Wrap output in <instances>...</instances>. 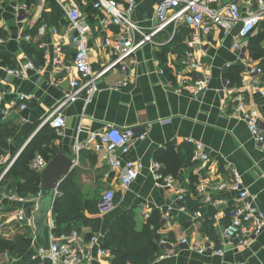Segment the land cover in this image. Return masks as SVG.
Here are the masks:
<instances>
[{"label":"crops","instance_id":"obj_1","mask_svg":"<svg viewBox=\"0 0 264 264\" xmlns=\"http://www.w3.org/2000/svg\"><path fill=\"white\" fill-rule=\"evenodd\" d=\"M136 2L132 19L146 27L155 24L160 0ZM79 5L92 28L87 35V44L90 49L91 66L98 72L113 60L111 50L104 46V37L119 32L120 28L104 24L102 20L104 15L92 5L83 2H79ZM88 13L95 14V18H89ZM53 28L54 26L46 24L42 36L36 31V41L33 43L40 52V57L38 59L32 55L31 57L40 67V71L31 70L26 78L9 76L4 67L11 66L1 64L0 82L4 84L5 89L3 106L9 110L5 119L20 127L14 142H19L31 132L28 138L30 140L35 132L46 125L43 123L47 116L71 91V80L79 77L73 64L76 52L71 44L73 31L68 23H62L61 27H57L59 34H54ZM13 29L16 30V27ZM183 29L184 24L177 27L172 24L156 37V43L146 44L136 53L133 61H128L127 71L121 66H116L106 72L99 80V90L90 102L86 103L85 94H82L75 102H70L61 109L67 124L58 132L59 138L55 143L60 151L73 158L76 142L84 140L89 131L104 130L107 124L134 128L139 133L147 132L144 140L137 141L131 151L122 156L124 160H136L142 164L138 177L128 189L121 190L119 171H112L109 168L105 152L95 154L90 150H84L79 163L70 174L83 192L81 196L83 201L101 200V195L111 187L120 194L119 201L99 215L102 220L101 228L94 234L103 238L104 242L112 222L127 211L133 213L137 231H142L153 213L158 211L161 215V225L158 229L160 241L169 239L174 242L182 238L191 241H215L202 229L204 211L212 210L214 228L218 225L220 230L225 217L230 216L238 194L229 190L218 191L214 186L228 182L233 176V171L240 174L255 205L264 212V146L252 136L247 122L235 113V103L232 100L237 91H242L247 109L258 110L264 126V95L261 93L264 89V76H255L252 79L246 71L247 65H258L260 61L253 59L248 50L242 57L239 51L233 49L234 37L224 36L215 29L205 37L204 71H196L194 74L199 77L205 73L208 76L207 87L194 92L179 86L178 77L173 71L177 73L181 70L178 58L186 47L185 42L189 35L183 40L181 37L178 38L183 46L179 45L177 48L172 40L175 34H179ZM18 33L19 30L12 32L10 39L0 46V51L14 55L15 67L22 65L24 60L21 43L15 38ZM40 44H45V47L40 48ZM58 45H63L60 54L63 64L55 66L54 49ZM234 65L243 66L241 86L227 84L226 69ZM165 67L168 70L165 69L164 74L161 69ZM176 88H179V92L175 91ZM21 93L32 96L25 109L12 105ZM195 142L204 145L210 160L203 164L195 162L192 158L194 161L192 168L182 166L176 175L171 173L176 182L172 187L159 185L153 174V166L158 163L163 173L170 167L174 169L177 156L185 160L193 154ZM187 144L193 147L192 152L184 149L183 146ZM190 176H194L195 182ZM201 182H204L208 193L211 194V200L199 193L198 186ZM175 186L184 187L187 194L192 186L195 187V192L190 196L193 201L198 199V210L187 207L186 211H181L176 200ZM10 193L6 190L0 191V220H5L7 215L17 208L24 210L27 218L34 216L37 207L36 197L28 198L29 202L21 206L9 200ZM195 211H201L203 217L196 218L193 215ZM49 223L50 221H47L40 235L36 234L34 225L28 226L23 223L27 226V231L32 229L33 242L36 245L33 251L30 250L28 261L40 248H44L45 256L39 264H54L49 258L48 250ZM89 232L90 227H83V233ZM87 240L84 239L82 247L86 246ZM174 243L175 255L160 260L158 256L163 248L159 242L161 251L151 264H264V234L252 237L243 248H237L229 242L222 243L218 237L216 243L223 249V255L210 252L201 254L188 246ZM88 250L95 256L94 264H97L96 248ZM2 258H7V264L19 261L11 260L6 253L0 260ZM105 263L111 264V261L105 260ZM0 264H3L2 261Z\"/></svg>","mask_w":264,"mask_h":264},{"label":"built area","instance_id":"obj_2","mask_svg":"<svg viewBox=\"0 0 264 264\" xmlns=\"http://www.w3.org/2000/svg\"><path fill=\"white\" fill-rule=\"evenodd\" d=\"M55 2L63 10V19L73 31L71 44L76 50L73 64L79 74V77L70 82L71 91L57 108L50 112L43 123L49 124L58 132L67 124L66 117L61 110L65 105L75 102L82 94H85L86 103L90 102L99 90V80L106 72L116 66H121L123 70L127 71L128 61H133L136 53L146 44L156 43V37L172 24L176 27L184 24L190 28L189 36L185 42L186 47L178 58L181 70L177 73L173 71V73L178 77L179 86L194 92L202 91L208 85V76L205 73L199 77L194 75L196 71L203 72L205 68V37H208L215 29L224 36L232 35L234 37L233 49L239 51L243 57L247 51L249 37L264 28V0H160L156 12L157 22L149 27L142 26L132 19V14L137 6L136 0H55ZM79 2L88 3L94 9L102 12L104 24H112L120 28L119 32L104 37V46L111 50L113 60L98 72L94 71L91 66L90 49L87 44V35L92 31V28L87 16L80 8ZM243 6L247 8L245 9ZM48 9L49 0H0V27L9 34L7 38H0V46L6 43L11 36V26L6 24L8 19L19 30L15 38L21 43V46L23 42H35V35L42 36L44 33L46 27L43 22L44 13ZM33 30H36L37 34H33L31 32ZM53 33L59 34L57 27L53 28ZM44 45L40 44V48H44ZM21 50L24 58L22 65L4 67L7 75L26 78L31 70L40 71V67L31 55L22 48ZM62 51L63 45H58L54 49L53 62L55 66L63 64V60L60 58ZM246 71L252 79L255 76H264V70L259 65H247ZM161 72L165 74V68H162ZM175 91L179 92V88H176ZM4 92V84L0 82V107L3 116L6 117L9 110L3 106ZM261 93L264 95V89L261 90ZM30 98H32L31 95L21 93L12 105L25 109ZM232 100L235 103V113L247 122L252 136L260 145L264 146V126L259 111L247 109L246 98L242 91H237ZM146 136V131L139 133L134 128H122L113 124H107L104 130L89 131L87 137L77 141L74 146L73 165L77 166L84 150H90L95 154L105 152L109 168L112 171H119L121 190H126L138 177L142 164L136 160H124L122 156L128 154L133 145L137 141L144 140ZM15 159L11 161L5 172L9 170ZM193 160L203 164L210 160V155L200 142L194 143ZM47 161L43 155L38 153L32 160L31 167L40 172ZM153 174L161 186L172 187L176 183L174 176L165 175L158 163L153 166ZM232 175L228 182L218 183L214 186V189L218 191L229 190L238 194L229 214L231 216L230 223L222 224L220 230L217 225L215 230L219 232L222 243L229 242L237 248H243L252 237L264 234V212L255 205L240 174L233 171ZM198 190L202 196L211 200V194L208 193L204 182L199 184ZM175 191L176 200L180 204L179 208L181 211H186L188 208L184 203L187 193L185 188L175 186ZM61 193L60 187L56 189V195H61ZM116 193L117 191L113 187L105 191L99 202L101 213H105L113 207ZM8 198L21 206L29 202L28 198L15 192H11ZM37 209L38 205L35 210ZM50 215L48 218L50 221L48 250L49 258L54 264H94L95 256L88 248H96L97 264H106L105 260H112L111 252L104 247L103 238L94 234L86 241V246L82 247L85 239L83 235L76 230L70 234H56L53 230L55 227L53 211ZM193 215L196 218L203 217L201 211H195ZM147 216L149 217V215ZM217 217L215 216V218ZM14 222L33 226L34 216L27 218L25 211L17 208L8 214L5 220H0V230H3L7 225L11 226ZM174 242L177 243L176 245L188 246L201 254L210 252L223 255L224 253L216 241L212 240L191 241L188 238H182ZM174 242L169 239L160 241V246L163 248L158 256L160 260L175 255ZM45 252L44 248H40L32 259H43Z\"/></svg>","mask_w":264,"mask_h":264},{"label":"trees","instance_id":"obj_3","mask_svg":"<svg viewBox=\"0 0 264 264\" xmlns=\"http://www.w3.org/2000/svg\"><path fill=\"white\" fill-rule=\"evenodd\" d=\"M63 13V10L55 0H49V9L44 13L43 22L48 26L59 28L62 23H66L63 19ZM40 25L41 23L39 26ZM31 32L36 34V30ZM189 33V28L184 26V29L179 34H175L172 40L173 43H176V45H174L175 48L179 45L183 46V43H180L178 38L181 37V40H183ZM8 36V32L0 27V38H7ZM262 41L264 42V28H261L257 33L249 37L247 41V50L253 59L260 61L258 65L264 70V46ZM22 49L37 59L40 57V52L34 43L23 42ZM181 50L183 49L181 48ZM0 60V65H9L11 67H15L16 65L14 55L6 51H0ZM165 69L168 70L166 67ZM242 72V65H234L226 69L225 75L230 86H241ZM19 129L20 127L18 125L5 119L0 107V177L4 174V165L2 164L8 152L10 140L18 134ZM30 135L31 132L28 133L26 137ZM58 138L59 134L57 129L49 124L44 125L24 147L7 173L2 176L0 180V191L6 190L7 192H15L26 198H30L28 196H36L40 190L41 176L38 171L32 169L31 161L36 154L41 152L47 160L60 152V148L55 143ZM187 145L183 146L184 149L186 148V150L192 152L193 147L191 148L189 144ZM193 154L185 160L183 157L177 156L174 169L170 167V169L164 171V174L167 175L172 173L176 175L177 170L182 166L192 168L194 165V161L192 160ZM190 178L195 182L194 176H190ZM60 191L62 193L53 208V213L55 215L54 232L56 234H70L73 230H76L81 233L85 239H89L101 228L102 220L101 216H99L101 213L99 208L100 200L87 199L83 201L81 199L83 192L80 186L73 181L71 175L61 183ZM192 192H195L194 186H192V189H189L188 194L186 193L187 195L184 203L189 209L198 210V199L192 200L190 196ZM119 199L120 194L116 193L114 204L117 203ZM212 215V210L208 209L204 211L202 229L207 232L212 239L218 241L219 236L214 228L215 220ZM230 221V216H226L223 220V224H229ZM15 223L17 222L12 224L15 226L12 233H10L11 230L8 225L3 230H0V258L5 253L13 258H21L31 249L32 240L26 232L27 226L22 223H19L20 225H15ZM160 225L161 215L158 211L153 213L142 231H137L135 229L133 213L131 211L121 214L112 222L104 242V247L112 254L111 264H151L161 251L159 246L161 236L158 234ZM85 226L90 227L91 232L83 233V227ZM40 260L41 259H31L23 264H39Z\"/></svg>","mask_w":264,"mask_h":264},{"label":"water","instance_id":"obj_4","mask_svg":"<svg viewBox=\"0 0 264 264\" xmlns=\"http://www.w3.org/2000/svg\"><path fill=\"white\" fill-rule=\"evenodd\" d=\"M36 133L37 132H35L33 136ZM73 163V157L60 151L54 157L50 158L43 169L39 172L41 183L38 209L34 213V226L37 235L41 234L48 221L50 213L53 211L57 199L60 197V195H56V189L60 187L61 183L75 169Z\"/></svg>","mask_w":264,"mask_h":264},{"label":"rangeland","instance_id":"obj_5","mask_svg":"<svg viewBox=\"0 0 264 264\" xmlns=\"http://www.w3.org/2000/svg\"><path fill=\"white\" fill-rule=\"evenodd\" d=\"M88 16H89V18H92V17H94L95 18V14H87ZM65 21V20H64ZM66 22V21H65ZM67 23V22H66ZM6 24H8V26H11V34H12V32H16V31H18V28L16 27V30H14L13 28H15V26H12V24H11V20L10 19H8V22L6 21ZM13 37V36H12ZM262 44H263V46H264V42L262 41ZM28 138H29V136L28 137H26V138H23V139H21L19 142H14V139L15 138H12L11 140H10V144H9V148H8V152H7V154L5 155V157H4V161H3V164L2 165H4L3 167H4V171L8 168V166L10 165V163H11V161L15 158V157H17V155H18V153H20V151H21V149L23 150L24 149V147L28 144L27 142L29 141L28 140ZM39 154H41L42 155V152L41 153H39ZM7 172H5L4 174H6ZM39 192H40V190H39ZM101 196H103V195H101ZM28 197H30V198H34V197H36V200L38 201V199H39V193L38 194H36V196H28ZM38 205V204H37ZM51 216V215H50ZM53 216L55 217V215H54V213H53ZM16 224H19V222H17V223H15V225ZM20 225V224H19ZM14 228H15V226L13 227L12 226V229H11V232L10 233H12L13 231H14ZM26 232H27V234H28V236H29V238L32 240V245H31V251H33L34 249H35V243L33 242V234H32V229H28V231L26 230ZM32 246H34L33 247V249H32ZM30 250H29V252L25 255V256H23V257H21V259H19V258H16V257H11L10 255H9V258L11 259V260H14V261H16V260H19V261H17L15 264H23V263H26V262H28V257L30 256V254H31V252H30ZM0 261H2V263L3 264H7L6 262H7V258H2Z\"/></svg>","mask_w":264,"mask_h":264}]
</instances>
